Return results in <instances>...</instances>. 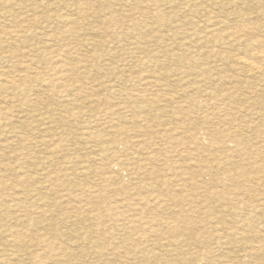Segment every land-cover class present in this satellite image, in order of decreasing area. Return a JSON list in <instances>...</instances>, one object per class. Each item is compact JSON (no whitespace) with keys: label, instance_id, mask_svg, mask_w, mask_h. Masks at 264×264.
Listing matches in <instances>:
<instances>
[{"label":"rangeland","instance_id":"obj_1","mask_svg":"<svg viewBox=\"0 0 264 264\" xmlns=\"http://www.w3.org/2000/svg\"><path fill=\"white\" fill-rule=\"evenodd\" d=\"M263 118L264 0H0V264H264Z\"/></svg>","mask_w":264,"mask_h":264},{"label":"bare ground","instance_id":"obj_2","mask_svg":"<svg viewBox=\"0 0 264 264\" xmlns=\"http://www.w3.org/2000/svg\"><path fill=\"white\" fill-rule=\"evenodd\" d=\"M242 62V61H241ZM243 63V62H242ZM245 63V62H244ZM247 67H248V69H251V70H257L258 69V67L257 66H255V64H252L251 62H246V64H245ZM247 67H246V69H247ZM261 67V66H260ZM247 69V70H248ZM253 75V74H252ZM254 75H256V74H254ZM177 76V75H176ZM180 76V75H179ZM159 77V76H158ZM195 77H197V76H195ZM155 78V77H154ZM183 78V77H182ZM156 79V78H155ZM152 80V79H151ZM139 81H141V80H139ZM141 82H143V81H141ZM141 82H140V84H141ZM145 83V82H144ZM151 83V82H150ZM147 85V84H146ZM148 86V85H147ZM151 86V85H150ZM152 90V89H151ZM150 90V91H151ZM138 91V90H137ZM148 90H146V92H147ZM154 91V90H153ZM155 92V91H154ZM132 93V92H131ZM143 93H145V92H143ZM151 97V96H150ZM148 98V97H147ZM135 103V102H134ZM161 112V111H160ZM145 116V121H146V118L148 117V114H144ZM163 115V114H162ZM143 117V116H142ZM157 118V117H156ZM155 118V119H156ZM160 118V117H159ZM153 120V119H152ZM151 120V121H152ZM263 122H264V118H263ZM222 123H225V121L223 120L222 121ZM203 125V124H202ZM228 125H230V124H228ZM180 124H179V128H180ZM190 127H192L191 125H190ZM250 127V126H249ZM186 132H187V137L189 138V140H193V139H195L196 138V135H197V137L199 138V139H202L203 138V136H204V132L203 131H201V130H198V131H195L194 129H193V131H190V130H185ZM172 133V132H171ZM174 134H172V136L171 137H174L173 136ZM176 135V134H175ZM237 137V136H236ZM235 137V138H236ZM169 138V137H168ZM180 137H174L173 139H172V141H170V142H175V141H179L180 139H179ZM251 141L252 140H247V146L250 148H247V149H249V150H251L252 148H254L255 147V145H253V144H251ZM141 142V141H140ZM169 142V143H170ZM176 142V143H177ZM229 145L231 146V145H233V147H238V146H240L241 144H242V142H241V139H235V141H229ZM140 146V145H139ZM183 146V145H182ZM145 149V148H144ZM231 152V151H230ZM137 153V152H136ZM139 153V152H138ZM131 156H134V155H131ZM130 156V157H131ZM143 156H144V154H143ZM149 156H151L150 154H149ZM260 157V156H259ZM259 157H251L252 159H253V162H255V159H257V158H259ZM134 158V157H133ZM118 159V158H117ZM120 159V158H119ZM153 159V158H152ZM151 159V160H152ZM157 159H159V158H156V161H157ZM161 161V160H160ZM189 163V162H188ZM236 162H234L232 165H234ZM189 166V165H188ZM119 167V164H118V161L116 160V162H115V164H114V168H118ZM229 176V178H228V180H230V181H233L234 180V177L235 176H233V178H231V176L230 175H228ZM241 177H243V175L241 176ZM140 179V178H139ZM177 179V178H176ZM184 179V178H183ZM185 180V179H184ZM183 180V181H184ZM258 180H260V179H258ZM141 182V181H140ZM139 182V183H140ZM132 183H134V182H132ZM169 183V182H168ZM249 183V178L248 177H243L242 178V187H243V189H244V187L245 186H247V184ZM137 184V183H136ZM136 184H134V185H136ZM141 184V183H140ZM180 184V183H179ZM138 185V184H137ZM182 185H183V183H182ZM194 187V186H193ZM140 189V188H139ZM141 189H142V187H141ZM140 189V190H141ZM185 198V197H184ZM185 200V199H184ZM216 200H217V202H219V203H225V200H226V197H224L223 195H218L217 197H216ZM123 205V204H122ZM123 207H126V206H124L123 205ZM128 207V206H127ZM124 209V208H123ZM140 220V219H139ZM141 220H143V219H141Z\"/></svg>","mask_w":264,"mask_h":264}]
</instances>
